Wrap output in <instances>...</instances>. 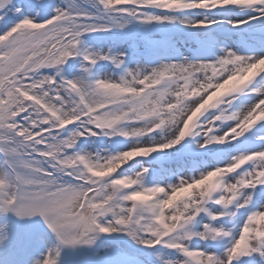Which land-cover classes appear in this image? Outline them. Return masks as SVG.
Masks as SVG:
<instances>
[{
	"label": "snow or ice",
	"instance_id": "6c2138e0",
	"mask_svg": "<svg viewBox=\"0 0 264 264\" xmlns=\"http://www.w3.org/2000/svg\"><path fill=\"white\" fill-rule=\"evenodd\" d=\"M216 10L255 15H206ZM256 20L264 21V0H62L39 20L0 0V213L43 219L57 247L34 264H57L60 247L117 232L176 254L163 264H264V235H256L264 134L253 132L264 128V43L252 54L229 47L216 54L209 33L198 58L92 78L101 61L120 68L123 53L92 52L81 39L131 21L209 29ZM76 58L81 73L66 78L62 67ZM244 71L241 86L231 88ZM99 138L111 147L85 149ZM186 140L215 149L213 162L174 183H147L145 161ZM193 239L224 247L193 248Z\"/></svg>",
	"mask_w": 264,
	"mask_h": 264
},
{
	"label": "clouds",
	"instance_id": "9594fccd",
	"mask_svg": "<svg viewBox=\"0 0 264 264\" xmlns=\"http://www.w3.org/2000/svg\"><path fill=\"white\" fill-rule=\"evenodd\" d=\"M258 70L264 71V66H261V68ZM246 76H247V71L241 72L240 76L232 82L230 87L234 89V88L241 86V84L243 83ZM205 187H207V185H205ZM149 195H150V193H149ZM176 198L179 199L180 195L178 194V196ZM256 229H257L256 235H264V218H261L257 222Z\"/></svg>",
	"mask_w": 264,
	"mask_h": 264
},
{
	"label": "rangeland",
	"instance_id": "374dc122",
	"mask_svg": "<svg viewBox=\"0 0 264 264\" xmlns=\"http://www.w3.org/2000/svg\"><path fill=\"white\" fill-rule=\"evenodd\" d=\"M137 68H144V67H142V66H140V65H137ZM144 69H146V68H144ZM107 72V71H106ZM154 139H159V137H155ZM177 148V147H176ZM165 153V152H164ZM164 153H158V155H164ZM195 174H197V173H194V174H190V175H195ZM184 174H182V175H180V176H183ZM185 176H188V175H185ZM174 183V182H173ZM197 220L198 221H200V222H202V220H201V218L200 217H197ZM205 223V222H204ZM197 227H198V225H197ZM175 257V256H174ZM177 257H175L174 259H176ZM143 261L145 260V258H141ZM258 259V258H257ZM256 260V259H255Z\"/></svg>",
	"mask_w": 264,
	"mask_h": 264
},
{
	"label": "bare ground",
	"instance_id": "6f19581e",
	"mask_svg": "<svg viewBox=\"0 0 264 264\" xmlns=\"http://www.w3.org/2000/svg\"><path fill=\"white\" fill-rule=\"evenodd\" d=\"M178 146V145H177Z\"/></svg>",
	"mask_w": 264,
	"mask_h": 264
}]
</instances>
